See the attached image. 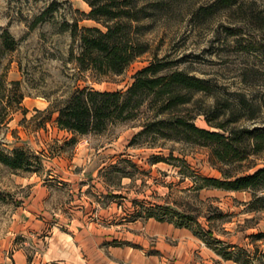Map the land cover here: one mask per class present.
I'll return each mask as SVG.
<instances>
[{
	"label": "rangeland",
	"instance_id": "rangeland-1",
	"mask_svg": "<svg viewBox=\"0 0 264 264\" xmlns=\"http://www.w3.org/2000/svg\"><path fill=\"white\" fill-rule=\"evenodd\" d=\"M54 1L56 11L34 23ZM213 1H170L158 17L144 21L150 28L142 38L150 51L120 75L97 77L76 68L70 52L77 53V44L69 31L60 30L63 21L73 19L79 27L102 28L80 15L90 10L84 0H0V152L21 147L41 158L36 172L12 170L0 162V264L15 247L25 248L32 258L45 250L53 229L69 231L77 222L107 227L102 245L117 247L111 257L115 264H237L222 260L185 228L133 220L139 204L196 210L216 238L256 250L254 263L264 264V208L246 211L250 193L194 190L196 175L222 178L208 147L169 140L129 146L148 114L146 108L133 120L85 135L59 129L57 114L49 112L51 104L77 89L125 90L134 73L157 55L178 60V68L209 79L234 110L238 95L244 97L251 109H243L234 125L264 127V0H238L207 20H191L193 12ZM5 31L15 40L11 50L3 44ZM204 100L213 102L211 97ZM195 123L215 130L203 115ZM170 153L174 158L169 162H151L154 155ZM251 164L256 166L244 173L264 165V152L239 168ZM112 165L120 171L111 170ZM218 211L222 218L206 219Z\"/></svg>",
	"mask_w": 264,
	"mask_h": 264
},
{
	"label": "trees",
	"instance_id": "trees-1",
	"mask_svg": "<svg viewBox=\"0 0 264 264\" xmlns=\"http://www.w3.org/2000/svg\"><path fill=\"white\" fill-rule=\"evenodd\" d=\"M84 1L90 10L80 13L82 18L100 24L103 29L97 26L79 27L78 19H73L72 22L63 21L60 30L69 31L72 42L77 44V53L70 52V59L76 68L80 72L104 77L120 75L136 58L150 51V44L142 38L150 28L144 21L158 17L164 6L174 0ZM237 1L214 0L193 12L191 20H207L219 11L232 7ZM54 11L55 1L35 18L34 23L45 20ZM2 40L7 49L14 48L15 40L7 31L2 34ZM178 63V60L153 55L146 66L134 73L131 84L125 90L77 89L66 100L51 104L49 112L57 114L55 123L59 129L85 135L101 133L111 124L133 120L142 108H146L148 114L129 146L169 140L208 147L210 159L219 165L222 178L196 175L194 190L215 188L247 191L251 197L244 203L246 211L263 209L264 165L250 173L244 171L254 168L256 164L244 166V169L239 167L251 157L264 152V127L234 125L243 117V109H251L247 100L238 95L234 110L231 101L222 98L215 84L178 68ZM207 97L213 99L212 104L205 102L204 98ZM228 112L229 115L223 118ZM198 115H203L206 123L215 130L197 126L195 119ZM252 118L254 116L249 117ZM170 158H174L172 153L168 157L154 155L151 162H169ZM0 162L12 170L31 172H36L41 166L38 155L21 147L13 148L9 154L0 152ZM231 167H235L234 172ZM110 169L120 171L116 165L110 166ZM196 198L199 199L198 194ZM223 215L221 211L212 212L206 219H220ZM150 218L189 230L224 261L255 264L258 259L256 250L250 252L237 244L216 238L213 229L206 228L198 220L196 210L139 204V209L132 214L133 220Z\"/></svg>",
	"mask_w": 264,
	"mask_h": 264
},
{
	"label": "crops",
	"instance_id": "crops-1",
	"mask_svg": "<svg viewBox=\"0 0 264 264\" xmlns=\"http://www.w3.org/2000/svg\"><path fill=\"white\" fill-rule=\"evenodd\" d=\"M105 229L107 227L95 222L73 223L69 231L55 228L53 235L48 238L45 250L41 253L35 252L30 258L25 248L15 247L3 261L5 264H115L112 258L115 257L114 251L117 247L107 245L104 249L102 245L103 241L108 239L104 237Z\"/></svg>",
	"mask_w": 264,
	"mask_h": 264
}]
</instances>
